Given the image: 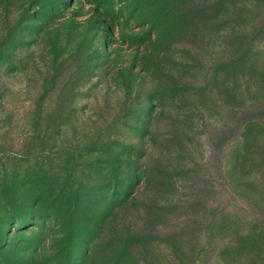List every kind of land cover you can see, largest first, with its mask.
Segmentation results:
<instances>
[{
	"label": "rangeland",
	"instance_id": "obj_1",
	"mask_svg": "<svg viewBox=\"0 0 264 264\" xmlns=\"http://www.w3.org/2000/svg\"><path fill=\"white\" fill-rule=\"evenodd\" d=\"M0 264H264V0H0Z\"/></svg>",
	"mask_w": 264,
	"mask_h": 264
}]
</instances>
